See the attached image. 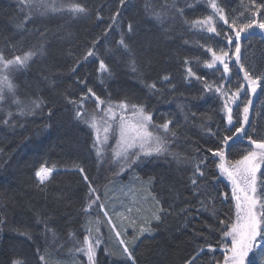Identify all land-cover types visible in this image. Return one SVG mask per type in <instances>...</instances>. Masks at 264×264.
<instances>
[{"label": "trees", "instance_id": "obj_1", "mask_svg": "<svg viewBox=\"0 0 264 264\" xmlns=\"http://www.w3.org/2000/svg\"><path fill=\"white\" fill-rule=\"evenodd\" d=\"M62 2L81 3L89 12L78 16L67 11L34 15L21 29L17 25L24 21L28 9L20 0H0V52L12 58L35 51L41 45L44 49V54L38 53L27 68L11 74L19 105L12 103L7 93V101L0 105V264H11L15 258L23 259L25 264H81L78 258H72L74 244L89 233V228L95 235L96 227L100 228L104 242L97 251L96 264H131L122 257V246L108 218L116 223L126 242L132 240L139 226L151 220L154 202L150 197L144 199L148 194L145 189L149 187L171 214L165 215L161 222L151 220L153 231L129 244L136 264H184L208 243L216 251L205 249L195 264L221 262L224 256L221 249L226 241L222 240L219 230L209 233L206 225L217 229L222 226L213 218L211 206L207 211H198V200L211 197L219 219H234L231 189L216 167L219 158L207 151L218 147L219 138L231 133L227 131L230 126L222 111L224 101L214 89L206 90L204 81L228 88L226 80L230 79L232 91L237 81L246 82L235 59L229 63L232 72L226 80L221 79V70L203 66V61L211 58L207 47L232 52L222 35L207 33L190 23L213 14L207 0H175L176 6L184 9V15L172 9L163 25L145 5H155L159 10L158 5L164 0H126L123 7L119 0ZM217 3L231 19L244 11L243 5L248 0L243 3L242 0H217ZM118 8L120 16L108 29L112 24L110 17ZM97 12L102 19L97 20ZM129 22L134 26L131 34L127 33ZM217 30L234 35L222 21L217 22ZM254 31L252 36L241 34V62L253 75H264V34L258 29ZM122 33L131 55L118 44ZM97 38L96 56L81 59ZM99 59L109 66L111 76L103 74L102 77L98 71ZM133 59L135 72L131 67ZM186 59L190 62L188 65L184 64ZM74 66L76 71L72 72ZM187 67H192L202 80L186 79ZM165 75L170 77V82L162 79ZM81 80H86L87 87L101 99L110 98L113 104L127 100L145 105L156 124L173 121L170 127L177 130L178 136L170 139L169 151L190 159L207 157L202 181L208 188L206 196H192L188 181L191 163H178L171 155L145 158L120 176L109 170L96 154L92 129L75 119L77 105L68 102L79 100L86 93V87L79 83ZM152 82L158 90L145 87ZM36 100L43 101L41 107L28 113L27 108ZM21 107L26 109L24 115L20 114ZM95 107L94 98L85 101L86 111H94ZM8 112L12 113L11 117ZM238 112L233 115L234 121ZM5 119L9 120L8 125L3 123ZM249 121L252 126L249 135L264 139V85L258 88L249 108ZM249 148L247 139L239 140L226 149V158L240 159ZM42 165H55V171L38 187L35 172ZM84 175L88 176L87 182ZM89 182L96 189L91 199L96 196L100 199L85 213L82 208L88 203ZM225 195L228 199H224ZM100 204L104 207L100 208ZM128 208L139 209L135 226H129L131 219L121 220L116 216L118 212L126 215ZM45 224L55 231V243L52 234L45 231ZM201 233L205 238H199ZM40 255L45 257L44 261H40Z\"/></svg>", "mask_w": 264, "mask_h": 264}, {"label": "snow or ice", "instance_id": "obj_2", "mask_svg": "<svg viewBox=\"0 0 264 264\" xmlns=\"http://www.w3.org/2000/svg\"><path fill=\"white\" fill-rule=\"evenodd\" d=\"M20 2L24 8L28 9L24 21L17 25V27L21 29H23L24 23L31 20L34 15L45 16L50 12L59 13L67 11L73 16H78L87 15L89 12V9L81 3L73 2L64 4L62 0H59V6L58 0H20ZM207 2L209 7L213 10V14L207 15L202 19L191 21L190 23L193 27H197L208 33H213L216 36L222 35L224 39L227 40L228 45H233L235 41L233 53L235 64L238 65L239 72L243 73V81L246 83L237 81L235 91H232L230 79L226 80V83L229 85L228 88H225L224 84L213 85L204 81V88L206 90L213 91L214 89V91L219 93L221 98L224 99L222 111L226 115L227 125L230 126L227 131L231 134H225L220 137L219 146L216 148H208L207 151L211 153L212 157L219 158V163H217L216 167L219 169L220 175L226 177L231 183V199L235 201V215L234 219L229 217L227 221L219 219L214 200L211 197H208L207 200H198L200 205L198 211H207L209 210V206H211L213 218L217 221L218 225L222 226L217 229L213 227V225H206L209 233L219 230L222 240L226 241L223 243L224 256L222 264H257L258 258H260L259 264H264V171H262V166H264V139H254L248 132L249 128L252 127L249 121V106L252 104L251 99H248L244 104L242 119L238 116L235 122L231 106L232 104H236V101L240 99L241 93H251L254 95L257 89L264 85V75H253L252 71L246 68L241 62L240 57V39L242 33L247 36H252L255 34L254 30L258 29L260 33L264 34V0H248V3L243 5L244 11L231 19H229L228 15L225 13L224 8L218 5L217 0H207ZM125 3L126 0H119L120 7H123ZM158 7L159 10H156L155 5L147 3L145 5L146 10L152 9V16L161 25L164 24L165 18L172 9H174L176 13H179V15H184V9L177 7L175 0H171V2H169V0H164V3L159 4ZM188 7H192V5L189 4ZM118 16H120L119 8L110 17L112 24L108 25V29H111L113 24L116 23ZM96 18L97 20L102 19L99 12H97ZM217 18L218 21L223 22V25H227L234 35L218 31ZM185 23H189V21L186 20ZM133 32L134 26L129 22L127 24V33L131 34ZM106 34L107 30L105 31V35ZM98 39L99 38L92 42L91 47L87 49L81 59L87 60L88 57L96 56L94 48ZM118 44L131 55V48L123 33L121 34ZM207 52L211 53V59L204 60L203 66L208 69L220 71V68H217V64L222 65L221 79L225 80V77H228L232 72L229 66V61L232 60V57L229 55V52L223 49L215 51L211 47H207ZM38 53L40 55L44 54L43 45L35 51L29 50L23 55H14L12 58H6L4 53L0 52V105L7 101V94L11 95L12 103L19 105L20 102L15 97L16 86L10 78L11 74L27 68L29 61L33 60ZM189 63L187 59L184 61L185 65ZM78 64L79 61H77V65ZM131 67L135 72L136 62L134 59L131 61ZM71 71L75 72L76 67L74 66ZM98 71L102 74V77L103 74H107V76L112 75L109 66L103 59H99ZM187 78L202 80V77L198 76L196 72L193 71L192 67L186 68V79ZM162 79L170 82V77L168 75L163 76ZM79 83L86 87V93H83L79 100H68V102L77 105L75 119L80 120L95 131L93 146L96 148L98 157L101 156L103 149L97 147V145H106L110 134L116 140L115 147L111 150L112 160L119 166L120 172L124 171L126 168H132V166L138 162H143L145 158H159L171 155L178 163H191L192 174L188 177V181L192 196H206L208 188L202 181L206 175L204 165L207 157L190 159L169 151L168 144L170 139L178 136L177 130L174 127H170L173 121L166 120L163 123L156 124L153 122L151 112L146 109L145 105L130 103L127 100H121L113 104L110 98L107 100L101 99L91 87H87L86 80H81ZM145 87L150 91L158 90L155 82L146 83ZM90 98H94L97 112L103 113L99 118L97 112L89 116L84 108L85 101ZM42 103V100L33 101L32 107L27 108V112L31 113L34 109L40 108ZM236 107L239 109V104H236ZM117 110H119V112ZM25 111L26 109L24 107L20 108L21 115H24ZM129 111L130 115H126ZM7 115L11 117L12 113L8 112ZM3 123L8 125L9 120L5 119ZM209 131H211V129H209ZM101 133H103V136ZM213 135L216 134L213 133ZM244 139H247L249 145L252 146L250 150L240 159L235 161L228 160L226 158V149L231 148L233 143ZM0 151H2V149H0ZM77 167L81 173H84L83 168ZM54 170L55 165L52 167L42 165L35 172V177L38 181L37 186L44 185L50 179ZM257 173L260 174L259 177ZM83 179L87 182L88 176L84 175ZM137 179L139 178L137 177ZM147 184L150 186L152 180L149 179ZM145 191H147L148 194L144 199L147 200L150 197L154 202L151 220L161 222L163 217L165 215H170L171 212L165 209L161 200L157 199V197L152 194L150 187L146 188ZM95 192L96 189L92 187V184L89 182L87 194L88 203L82 208L83 212L88 213L93 204L100 199L99 196H96L95 199H91ZM176 196L177 198L179 197L178 192ZM224 199H228V196L225 195ZM103 207L104 205L100 204V208ZM127 211L130 213L132 208H128ZM137 211H139V209H137ZM181 211L186 212L187 209H181ZM104 215L107 217L108 213L105 212ZM116 216L122 219H128L123 213L118 212ZM151 220H147L145 224L140 225L138 233L132 240L126 242L125 239L121 238V232L116 230V225L112 222L111 217L108 218V223L111 225L113 231H115L118 242L122 246V257L125 258L126 261L131 262V264H136V261L133 252L129 249V244L134 243L135 239H138L139 236L153 231L150 227ZM96 223L99 225L100 221L97 220ZM135 224L136 222L134 220L129 221V226H135ZM45 231L52 234V240L55 243L57 239L55 231L47 227V224H45ZM91 231L92 229L89 228L88 232L91 233ZM95 231L99 233L100 228L96 227ZM126 234L125 231V235ZM24 235H27V233H24ZM72 235L73 234H70V236ZM199 238L205 237L201 233ZM101 242L99 236L94 239L91 238L90 235L85 236L82 246L75 247V251L86 255L88 264H96V252ZM205 249H207L208 252L216 251V248H214L212 244H205L203 247L198 248L194 255L186 259L184 264H195L200 254L205 252ZM37 251L39 252V250ZM39 259L40 261H44L45 257L40 255ZM11 264H25V261L20 258H15L11 260ZM215 264H221V262L215 261Z\"/></svg>", "mask_w": 264, "mask_h": 264}, {"label": "rangeland", "instance_id": "obj_3", "mask_svg": "<svg viewBox=\"0 0 264 264\" xmlns=\"http://www.w3.org/2000/svg\"><path fill=\"white\" fill-rule=\"evenodd\" d=\"M218 19V18H217ZM199 29V28H198ZM208 33V32H207ZM227 47H229L230 49H232V52L231 53H229V55L232 57V60H230L229 61V63L230 62H232L234 59H235V57L233 56V53H234V44L233 45H228ZM211 59V58H210ZM217 68H220V70L222 71V65H219V64H217ZM229 77V76H228ZM228 77H225V80L226 79H228ZM258 93V89H257V92H256V94ZM256 94H251V93H248V94H245V93H241V96H240V99L239 100H237L236 101V104H239V109H237V107H236V104H232L231 106H232V109H233V115L235 114V112H238V115L241 117V119H242V110H243V107H244V104L247 102V100L248 99H251V101H252V103H253V100H254V98H255V96H256ZM222 100L224 101V99L222 98ZM251 106V105H250ZM250 106H249V108H250ZM103 107V106H102ZM118 112H119V110H117ZM87 113H88V115L90 116L91 114H93L94 112H97V110H96V107H95V110L94 111H86ZM97 115H98V118H99V116H101V115H103V113L102 112H97ZM126 115H130V111L128 112V113H126ZM225 117H226V115H225ZM235 122V121H234ZM226 124H227V121H226ZM247 127V126H246ZM92 132H93V135H94V139H95V131L92 129ZM101 135L103 136V133H101ZM115 144H116V140H115V138H113L112 136H111V134L109 135V140H108V142H107V144L106 145H97V147H101L102 149H103V151H102V154H101V156L99 157L100 159H101V161H102V163H104L106 166H107V168L109 169V170H112L113 171V173H119V174H117V175H122V174H124V173H126V171L128 170V168H126L124 171H122V172H120L119 171V166L116 164V163H114L113 162V160H112V152H111V150H112V148H114L115 147ZM252 146L250 145V148H251ZM250 148H249V150H250ZM96 150V149H95ZM132 169H133V166H132ZM55 171V170H54ZM53 171V172H54ZM218 171H219V169H218ZM262 171H264V166H262ZM219 175H220V172H219ZM257 175H258V177H259V173H257ZM220 177H221V179H223V180H225L227 183H228V185H229V187H230V189H231V183H230V181L226 178V177H224V176H222V175H220ZM231 191H232V189H231ZM130 199H132V196H131V198ZM235 202V201H234ZM235 204V203H234ZM136 206V205H135ZM124 216H126L128 219H131V220H135V218L137 219L138 217H136V216H138V213H137V211H131L130 213L128 212L126 215L124 214ZM121 220H122V218H120ZM124 220H126V219H124ZM115 225H116V223L114 222V221H112ZM116 230L117 231H120L119 229H118V227H117V225H116ZM125 230V229H124ZM121 232V231H120ZM114 233H115V231H114ZM93 233H87V234H85V235H83V237H81L80 238V240L78 241L79 243H76V244H74L75 246L74 247H77V246H82V242H83V240H84V237L85 236H89L90 235V237L91 238H96L97 236H99L100 237V239H101V244L99 245V247L97 248V251L103 246V244H104V242H103V240H102V234H101V232H99V234L98 233H96L95 235H92ZM116 236V235H115ZM130 237V236H129ZM121 238H122V235H121ZM118 239V238H117ZM75 250V249H74ZM73 250V254H72V258H75V259H79L82 263L81 264H88V261H87V257H86V255H84L83 253H80V252H76V251H74ZM222 252H223V254H224V251H223V247H222ZM96 255H97V252H96ZM251 255V254H250ZM222 261H223V259L221 260V264H222Z\"/></svg>", "mask_w": 264, "mask_h": 264}]
</instances>
